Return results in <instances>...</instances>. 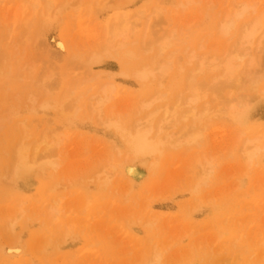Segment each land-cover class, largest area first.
Returning a JSON list of instances; mask_svg holds the SVG:
<instances>
[{
    "label": "rangeland",
    "instance_id": "rangeland-1",
    "mask_svg": "<svg viewBox=\"0 0 264 264\" xmlns=\"http://www.w3.org/2000/svg\"><path fill=\"white\" fill-rule=\"evenodd\" d=\"M29 1L57 14L51 27L39 18L27 34L22 22L31 13L36 20L39 9L0 0V264H264V151L248 165L238 154L246 139L264 143V94L250 96L239 122L216 115L200 124L197 144L157 143L154 133L152 152L129 158L135 121L149 113L141 102L158 90L166 94L158 107L172 110L186 92L188 70L197 66L186 64L184 51L221 55L231 45L219 34L223 15L245 3L264 17V0H195L183 11L184 0ZM138 12L127 47L93 65L106 29ZM142 23L157 35L144 39ZM161 35L174 36L164 54L175 58L171 72L161 84L137 80L134 68L158 58L149 41ZM110 80L116 90L99 119L89 100ZM222 96L208 99L219 104ZM39 119L51 123L48 136H59V146L39 151L46 155L32 166L17 165L16 148L25 135L38 138ZM190 127L180 122L161 137ZM205 160L211 166L199 182ZM5 247L23 254L8 256Z\"/></svg>",
    "mask_w": 264,
    "mask_h": 264
},
{
    "label": "bare ground",
    "instance_id": "bare-ground-1",
    "mask_svg": "<svg viewBox=\"0 0 264 264\" xmlns=\"http://www.w3.org/2000/svg\"><path fill=\"white\" fill-rule=\"evenodd\" d=\"M134 1L135 0H122L119 4L123 7L133 3ZM24 2L29 5L30 9L33 7H36L37 10L39 9L36 20H33V18L31 19L33 16L31 13L29 17L22 22V26L26 29V31H28L27 34L30 33L32 29L34 30V28L37 27L36 23L37 20L39 21V18L41 19L40 23H43V25L48 28L56 21L57 11H54L52 6L49 4H46L45 7L43 6L39 8L38 4L35 3L33 6L29 0H24ZM195 3V0H184L183 2H179L177 7H180L183 11ZM67 7L68 6H63L62 9L65 10ZM141 17L142 14L139 12L130 19L118 17V19L115 20V22H113L108 29H106L105 37L107 38L103 47H101V53H93L90 59L91 63L93 65H98L101 63L103 58L111 59L118 56L119 50L127 47L128 34L130 33L128 30H135L137 28V22L142 19ZM147 23H142L144 39H150L153 35H157V32L155 33V31L152 32L153 30H151L153 26H150ZM218 27L220 36L226 38L228 41L230 40V47L225 49L219 56H212L210 54L198 56L192 52L186 53L184 51L186 54V64H195L197 68H190L193 72L188 68V72L190 73L186 78V89L183 90L186 92H182L178 99L176 97V101L174 100L175 103L173 102L172 104V110L165 107L166 105L158 107L157 103L165 100L166 95L158 90L149 99H144L141 102L140 108L142 110L149 111V113L148 115H145V118L137 119L135 121V128L137 130L135 129V133L131 136L134 155L129 157L130 159H132L135 154L145 155L152 152V144L149 136L154 133L157 137V143H167L169 146L172 144L176 147L180 146L182 143L187 145L197 144L202 136L197 129L200 124L206 122V120H208L211 116L216 115L227 116V118L234 121V123L239 122L241 116L249 107L250 102L248 101L250 96L253 97L252 95L254 94H264V86L261 84L264 80V47L261 49L262 44H264V17L261 15L258 16L257 9L253 5L245 3L239 5L236 4L232 7L230 12L227 11L223 15V19L220 21ZM173 38V35L168 37L161 35L158 38L149 41V46L156 44V47H158V52H156L157 54L155 53L158 55V58L152 59L150 64L144 66L141 64V67L134 68L133 74L137 80L147 82L149 80L156 79V83H162L161 81L163 78L172 70L171 61L174 56L168 61L166 60L167 58H164V54L165 50L172 46ZM55 47L59 53L65 52L66 50V46L62 41H55ZM197 75L208 76L206 79L207 81L205 82L199 80L197 82ZM115 90V84L110 80L108 83L104 84L97 93L92 95L91 98L89 97L90 102L88 108L93 115L98 116L100 119V115L103 113V108L112 101ZM223 91L226 92V98H224L225 96H222ZM209 93L214 96H222L225 100L216 97L219 101L221 100V102L216 104L217 102L215 101L216 103L213 104L214 99L212 100L213 103L208 99ZM159 111H162V115L160 116L161 119L158 117ZM112 121L113 120L111 118L107 120V122ZM154 122H157L155 123V130ZM180 122H190V128L192 131H187L186 128L183 129L185 132L183 133L182 131L179 135L173 134L166 135L163 138L161 137L166 128L173 126L175 128V125ZM47 123V121L39 119L36 124L34 123V125H32L34 130H37L39 127L43 128L41 129V132L39 131L40 133L37 136L38 138L34 141H29L31 139L30 134L24 136L22 139L23 141H21L15 151L17 165L29 166L31 164L32 166L46 155H38L39 151L44 153L49 150L51 146H57L59 144L60 139L57 135L54 136L55 139H53V141H50L51 138L48 136V129L50 128L51 123H49V128ZM263 151L264 143L262 144V147H259V139L252 138L246 139L242 143L238 150V154L240 159L248 165L254 161L259 152ZM47 153L49 154V152ZM210 163L205 160L204 164L199 165L201 167L200 171H202L203 175V177L202 175L199 177V182H203L205 177L204 174L208 170L207 168L211 166ZM17 168L14 170L17 171ZM4 251L8 256L19 257L23 254V248L21 247H5ZM154 260H158L157 254H155Z\"/></svg>",
    "mask_w": 264,
    "mask_h": 264
}]
</instances>
